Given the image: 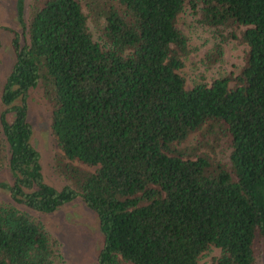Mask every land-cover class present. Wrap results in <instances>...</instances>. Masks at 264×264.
<instances>
[{"label": "trees", "instance_id": "16d2710c", "mask_svg": "<svg viewBox=\"0 0 264 264\" xmlns=\"http://www.w3.org/2000/svg\"><path fill=\"white\" fill-rule=\"evenodd\" d=\"M184 4L202 24L240 29L247 49L233 85L184 86L175 26ZM15 13L21 38L0 96L10 200L49 213L80 197L103 234L99 264H197L210 246L212 264H254L264 237V0H31L26 16L15 0ZM36 87L54 169L69 181L59 190L30 143ZM201 127L225 139V164L179 147ZM0 264L64 262L41 223L0 202Z\"/></svg>", "mask_w": 264, "mask_h": 264}, {"label": "rangeland", "instance_id": "374dc122", "mask_svg": "<svg viewBox=\"0 0 264 264\" xmlns=\"http://www.w3.org/2000/svg\"><path fill=\"white\" fill-rule=\"evenodd\" d=\"M80 1L90 4V0ZM30 2L31 0H24L25 16ZM97 23L93 16L92 20L87 21L88 30L95 41ZM175 26L185 38L184 50L179 56L181 67L178 73L183 78L186 88L197 83L209 84L216 78L236 77L244 64L247 49L239 39V28L202 24L197 19V12L185 4L176 16ZM20 27L15 13V0H0V96L3 82L14 60L11 41L15 33L21 35ZM233 84V79L228 82L229 86ZM26 106V120L31 127L30 143L39 153L43 181L59 190L63 185L69 184V181L54 169L58 148L49 129L48 105L40 88H31L27 91ZM4 109L0 97V113ZM6 116L8 119L11 118L10 114ZM203 132L204 127H201L191 133L179 147L204 154L214 164H225L227 162L225 139L218 133L210 135L211 137L204 134L202 137ZM6 161L7 149L0 133V182L10 183ZM80 167L92 170L82 165ZM0 202L11 204L41 223L47 234L57 241L64 264H99L97 254L103 244V234L99 229L95 212L87 207L80 197H75L49 213L35 212L12 202L6 190L1 188ZM218 254L219 250L210 246L198 256L197 264H212ZM254 264H264V237L258 242Z\"/></svg>", "mask_w": 264, "mask_h": 264}]
</instances>
